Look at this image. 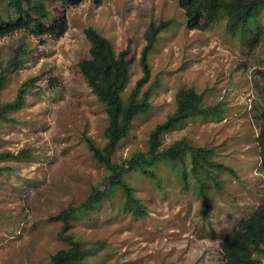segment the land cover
I'll use <instances>...</instances> for the list:
<instances>
[{
    "label": "rangeland",
    "instance_id": "rangeland-1",
    "mask_svg": "<svg viewBox=\"0 0 264 264\" xmlns=\"http://www.w3.org/2000/svg\"><path fill=\"white\" fill-rule=\"evenodd\" d=\"M32 3L49 11L44 23L64 15L67 29L51 36L21 28L0 37V69L14 49L26 51L23 62L6 73L0 102L11 101L23 82L36 77L21 105L0 113V153L23 151L0 158V264H51V255L67 246L59 236L63 223L53 217L78 206L93 187L107 193L92 208L75 210L65 229L88 252L72 264H223L222 238L264 197L257 144L264 113V11L241 37L228 29L225 16L205 29H188L174 0ZM6 4L0 0L1 17L14 18ZM151 20L170 23L147 57L150 77L140 93L153 85L149 106L132 119L113 158L121 162L146 150L150 132L174 112L178 89L193 88L205 106L221 102L218 114L186 118L161 135V148L185 139L212 147L215 160L232 168L234 174L221 173L220 186L208 190L206 213L192 190L193 176L185 185L176 168L159 162V178L136 170L123 174L142 206L143 214L134 215V203L119 189L110 191L106 170L86 140L102 147L108 121L78 67L90 57L84 28L107 37L116 53L129 45L125 98L142 76L139 57Z\"/></svg>",
    "mask_w": 264,
    "mask_h": 264
},
{
    "label": "trees",
    "instance_id": "trees-1",
    "mask_svg": "<svg viewBox=\"0 0 264 264\" xmlns=\"http://www.w3.org/2000/svg\"><path fill=\"white\" fill-rule=\"evenodd\" d=\"M66 3L75 4L77 0H63ZM103 0H94L100 3ZM183 9L188 29H205L216 23L221 16L227 18V27L237 32L241 37L254 30L257 15L264 11V0H174ZM32 0H7V7L15 12L14 18L3 19L0 8V37L11 34L21 28H30L37 35L60 36L67 29V20L63 15L44 23L41 18L48 17L49 11L44 3L33 6ZM26 5V7L24 6ZM1 7V6H0ZM34 12L39 13L35 17ZM170 20H151L143 33L145 44L143 45L139 64L142 76L136 81L135 86L128 95L123 98L121 91L128 80V70L131 59L128 57L130 47L126 46L119 52H115L111 41L101 35L95 28L87 26L83 32L90 43V57L84 58L78 63L80 73L87 81L97 99L104 104L107 116V125L104 129L105 144L97 146L87 138L88 146L93 157L101 163L105 170V180L110 191L119 189L123 192L126 201L134 203V215H142L139 200L131 193L129 185L124 180L123 174L130 170H136L153 178H159L155 167L159 162L171 165L180 175L181 181L187 185V175L193 176L192 190L201 197L203 212H205L206 194L210 188L220 186L219 175L223 172L234 174L232 168L215 160L212 147H196L185 139L174 141L172 144L161 148L162 133L172 126L183 122L186 118L195 116L216 115L221 110V102L213 106H205L202 94L193 88H180L175 94L176 107L174 112L167 116L166 120L156 125L150 132L147 148L144 151L134 152L130 158L118 162L113 154L118 142L127 136L132 119L148 109L149 97L153 85L146 87L140 93V88L148 81L150 67L147 61L149 52L153 49L157 35L164 30ZM25 49L17 47L9 63L0 69V88L6 73L23 62ZM264 77V71H259ZM36 77L26 80L18 88L15 97L5 103L0 102V113L18 108L24 99L28 86H32ZM261 122L257 136L258 155L260 158V170L264 173V113H261ZM23 151L16 154L10 151L0 153V158L20 157ZM187 160L189 170H187ZM107 191L91 188L88 196L78 206H70L58 212L53 219L63 223L59 236L65 241L66 247L56 250L51 255V264H72L88 253L82 248L81 243L66 232L69 217L77 209H90L97 204ZM223 264H264V197L261 203L247 217L242 218L237 226L226 234L220 243Z\"/></svg>",
    "mask_w": 264,
    "mask_h": 264
}]
</instances>
